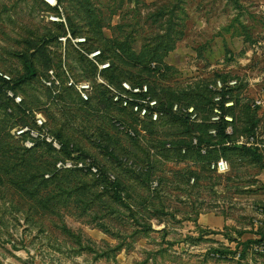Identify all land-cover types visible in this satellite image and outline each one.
<instances>
[{
    "label": "rangeland",
    "instance_id": "374dc122",
    "mask_svg": "<svg viewBox=\"0 0 264 264\" xmlns=\"http://www.w3.org/2000/svg\"><path fill=\"white\" fill-rule=\"evenodd\" d=\"M59 1L70 29L105 51L117 80L148 82L166 103L197 105L199 134L211 113L212 84L236 78L230 92L236 134L250 135L258 120L264 142V111L253 106L264 98V0ZM47 11L44 0H0V68L19 81L24 97L17 107L0 100V264H160L177 241L202 245L187 232L204 231L195 223L202 211L246 227L253 198L264 194V147L213 140L215 154L231 166L218 175L207 158L164 149L167 140L188 144L192 133L180 118L149 125L133 139L114 123L126 113L98 87L86 104L70 91L52 100L38 75L58 62L56 37L64 30L46 21ZM67 53L77 76L94 79V68L72 47ZM33 111L44 114L61 153L43 143L25 148L13 136ZM72 155L92 156L106 176L54 170L56 158Z\"/></svg>",
    "mask_w": 264,
    "mask_h": 264
},
{
    "label": "built area",
    "instance_id": "2783aa9c",
    "mask_svg": "<svg viewBox=\"0 0 264 264\" xmlns=\"http://www.w3.org/2000/svg\"><path fill=\"white\" fill-rule=\"evenodd\" d=\"M51 11L45 14L46 21L51 24H59L65 32L57 36V42L61 48L59 59L55 64L45 68L38 75L40 83L50 94L54 101H59L66 91L74 93L81 102L88 103L92 100L97 92L96 87H101L107 95L113 106L126 113L125 118H115L114 123L117 129L133 139H142L147 134L149 125H157L164 122L170 115L183 117L190 126L202 122L200 111L193 104H184L181 102H172L170 105H163L161 99L154 94L151 85L148 82H133L130 79H121L111 81L105 73L111 70L112 63L105 51L98 47L92 46L87 36L83 34L74 35L68 24L64 8L58 0H44ZM72 49L82 57L89 66L95 69L94 79L81 78L74 72L71 61L68 57L67 48ZM154 65V64H153ZM0 84H3L2 97L12 106H21L24 103V97L14 85L13 75L0 68ZM238 80L231 78L229 80L217 79L211 88L214 91L211 113L207 120L212 126L208 128V136L218 137L217 125L225 122V133L232 137L228 139L224 146L254 147L256 145L257 133L244 135L235 134L234 117L230 113H225L224 108L235 106L234 99L230 98L229 91L236 87ZM226 95V100L223 97ZM254 107L264 108V98H256L253 102ZM29 113L30 111L27 110ZM33 120L24 125H18L13 129V136L20 141L23 147L28 149L35 148L38 144L43 143L50 146L55 152L61 153L63 145L56 135L48 127V121L41 111H33ZM199 132H192L189 139V145L178 146L180 156H188L192 152L203 158H207V168L209 171L225 175L230 169V163L226 157L219 154L217 157L210 158L211 150L218 149L217 144H208L200 141ZM164 149L174 150L176 148L173 140H167ZM131 163V162H130ZM54 170L56 172L79 170L90 173L96 177L102 176V168L92 156H59L54 161ZM51 173H46L45 177L50 178ZM111 180H115L112 172H107ZM197 181L195 174L190 176V184L194 185ZM152 189L159 187V181L154 179L151 183ZM260 212L264 213V207H259ZM250 251L256 255L264 256V238L250 245ZM215 258H226V254L213 252ZM240 254H238L239 256Z\"/></svg>",
    "mask_w": 264,
    "mask_h": 264
},
{
    "label": "crops",
    "instance_id": "0c3cea01",
    "mask_svg": "<svg viewBox=\"0 0 264 264\" xmlns=\"http://www.w3.org/2000/svg\"><path fill=\"white\" fill-rule=\"evenodd\" d=\"M260 109V111H264V108ZM257 121L256 125L260 124L261 121ZM257 127H255L254 133L259 136ZM256 141L254 147H264V142H261L259 137H257ZM255 197L257 198L254 199ZM255 197L253 198L255 200L253 208L249 211L250 216L243 217L248 223L246 227L233 224L232 226L234 227L232 228L231 219L219 212H200L196 216L195 223L203 228L204 231L188 230L187 232L193 238H201L202 245L177 241L179 243H174L167 250L168 253H172L171 259L161 261L160 264H264V256L253 254L250 251L252 243L264 238V213L259 210V207H264V194ZM165 251L163 248L158 258L162 260V252ZM213 252L226 254L228 257L214 258L211 255ZM238 254L240 255L238 256ZM199 257L203 259L197 261L196 259Z\"/></svg>",
    "mask_w": 264,
    "mask_h": 264
},
{
    "label": "trees",
    "instance_id": "16d2710c",
    "mask_svg": "<svg viewBox=\"0 0 264 264\" xmlns=\"http://www.w3.org/2000/svg\"><path fill=\"white\" fill-rule=\"evenodd\" d=\"M59 1V0H58ZM60 2V1H59ZM57 26H61V25H59V24H57ZM62 27V26H61ZM63 28V27H62ZM63 32L62 33H64L65 32V29L63 28ZM71 32L74 34V35H78L76 32H74L72 29H71ZM59 35V34H58ZM57 38V37H56ZM88 38V37H87ZM89 40H90V38H88ZM50 65H52V64H50ZM50 65H48L47 67H49ZM46 67V68H47ZM113 67V66H112ZM111 67V70H109V71H107L106 73H105V75L107 76V78H109V80H111V81H119V80H117L116 79V76H114L111 72H112V68ZM121 80V79H120ZM133 82H135V81H133ZM18 83H19V81H17V80H15V78H14V85L15 86H18ZM3 84H0V100H1V98H2V88H3ZM98 88H100V91L104 94V96H106L107 97V95L105 94V92H104V90L103 89H101V87H98ZM151 89H152V87H151ZM230 92H231V90L229 91V96H230V98H232L231 97V95H230ZM155 94V93H154ZM223 97H224V99L226 100V95L225 94H223ZM108 98V97H107ZM160 98V97H159ZM161 99V98H160ZM233 99V98H232ZM161 102H162V104L163 105H170L172 102H175V101H169V102H165V101H163L162 99H161ZM177 102H180V101H177ZM184 104H193V103H190V102H186V103H184ZM212 104V103H211ZM193 105H195V104H193ZM196 106V108L198 109V107H197V105H195ZM234 107H231V108H227V109H225L224 108V112L225 113H230V114H232L233 115V117H234V125H235V121H236V116H235V113L233 112V109ZM199 110V109H198ZM211 111V110H210ZM169 117H176V118H180V119H182V120H184L185 122H187V120L185 119V118H183V117H180V116H176V115H170ZM188 123V122H187ZM225 125H226V123L225 122H221V123H219L218 125H217V128H218V137L217 138H212V137H210V136H208V128L209 127H211L212 125L211 124H208V123H206V127H205V132H204V134L202 133V134H200V141L201 142H205V143H208V144H217L215 141H213V140H220L221 141V145H223L224 146V143L228 140V139H232V137L231 136H229V135H227L226 133H225V130H224V128H225ZM255 127H256V125H253V127L250 129V133L249 134H253L254 132H255ZM188 130L192 133V132H203L202 130V123H200V124H196V125H194L193 127L192 126H190L189 124H188ZM237 133V130H236V128H235V134ZM236 135H238V134H236ZM175 145H176V148L178 149V146H182V145H184V144H178V143H175ZM187 145H189V142H188V144ZM23 146V145H22ZM233 147H238V146H233ZM238 148H245V146L244 147H238ZM217 152V149H214V150H211L210 151V154H209V157L210 158H213V157H217L218 155L217 154H215ZM53 175V174H52ZM102 176H106V173L104 172V169H102ZM112 184H113V186L115 187L114 188V190H116V191H121V189H120V183L118 182V181H114V182H112Z\"/></svg>",
    "mask_w": 264,
    "mask_h": 264
}]
</instances>
